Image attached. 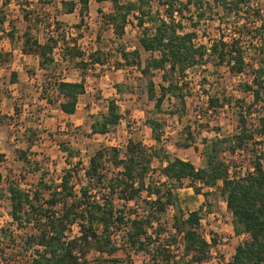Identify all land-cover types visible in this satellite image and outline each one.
<instances>
[{"label":"trees","instance_id":"obj_1","mask_svg":"<svg viewBox=\"0 0 264 264\" xmlns=\"http://www.w3.org/2000/svg\"><path fill=\"white\" fill-rule=\"evenodd\" d=\"M8 1L10 0L5 3ZM78 1L79 3L64 1V9L72 13L80 4L81 21H84V13L89 10L90 0ZM96 1L113 3V10L105 14V18L117 36L124 34L130 16L138 20L137 25L142 28L139 44L144 50L151 52L152 56L143 65L140 48H135L122 50V58L126 64L141 68L142 74L148 79V97L155 102L156 109L162 110L166 99L174 98L180 105L173 106L171 113L182 114L186 108L187 71L210 62L220 66L227 65L233 75L251 71L252 82H246L244 89L252 91L253 104L240 112L238 132L231 136L205 139V166H197L180 157L171 158L161 147H148L131 139L124 156L116 146L98 149L85 168L86 181L80 184L79 189L73 180L75 174L72 168L66 171L58 184L42 180L48 195L42 187L26 190L12 180L7 191L15 228L0 227V259L3 264H124L116 256L120 249L115 238L118 232L123 233L122 241L126 246L133 251L150 255L151 260L144 264H204L209 258L212 244L200 230V209L191 211L187 217L176 214L174 230H171L168 241L164 242L161 238L162 228L155 226L173 203V186L169 182L183 183L186 180L199 194L205 193L206 187L221 185L227 207L233 215L235 232L249 234L248 239L237 246L231 264H264V113L260 114L257 124L250 126L246 114L252 113L254 103L263 99L262 8L256 9L252 0H160L164 12L159 14L153 9L154 0ZM214 2L223 7L226 17L233 12L249 13L254 9L256 14H253L255 17L252 21L260 23L256 26L257 35L251 36L246 21L239 32L230 34V39L227 38L228 34L223 33L209 45L200 43L199 26L203 19L211 16L209 9L213 10ZM185 12L190 14L188 18L193 27L191 30H186L182 20L177 18V13L182 18L187 17ZM221 21L225 23L226 18L222 17ZM7 22L8 13L0 8V30L5 29ZM30 30L24 33L23 50L37 55L42 69L49 71L56 68L54 50L59 40L49 36L45 42H41ZM9 33L13 36V29ZM260 37H263L261 42L258 40ZM72 53L75 58L85 55L77 50ZM100 53V50L91 52V61L103 63ZM2 56L0 52V58ZM77 63L82 68L89 65L82 60ZM256 63L260 64L257 68ZM156 70L161 71L162 82L159 84L154 81ZM16 79L17 73H14V81ZM48 81L46 80V84L52 85ZM54 87L61 98L60 109L68 115L74 114L80 96L86 92L85 79L69 81L61 78L54 82ZM211 101L215 103L213 98ZM121 119L122 113L117 100L110 99L108 111L96 118L92 131L106 134ZM163 123L159 119H148L153 136L159 142L162 141ZM186 131V140L179 142L182 147H190L194 143L191 126H187ZM225 151L251 152L253 160L245 167V172L232 175V164L222 157ZM21 152L20 157L26 158V153ZM155 157L167 162L161 168L165 180L147 183ZM106 162H111L119 170L110 176ZM78 163L81 164V161ZM2 184L3 172L0 168V198L5 195ZM144 192H147V198L143 197ZM116 197L127 202L143 200L146 205L143 213L133 211L137 214L126 216L123 209L116 206ZM75 226L78 227L77 233H74ZM150 228L154 230L150 232ZM179 237L183 238L178 248L182 249L181 256L175 254L172 248L179 244ZM9 251L13 252L10 258ZM90 254L94 255L93 259ZM22 259L23 263L20 262Z\"/></svg>","mask_w":264,"mask_h":264},{"label":"rangeland","instance_id":"obj_2","mask_svg":"<svg viewBox=\"0 0 264 264\" xmlns=\"http://www.w3.org/2000/svg\"><path fill=\"white\" fill-rule=\"evenodd\" d=\"M64 1L79 3L78 0H10L7 3L6 0H0V8L8 13L9 18L5 29L0 30V52L3 54L0 58V168L5 192L0 198V227L15 228L7 191L12 180L26 190L42 187L48 195L42 180L58 184L66 171L72 168L75 174L73 180L79 189L80 184L86 181L85 168L98 149L116 146L124 156L131 139L148 147H161L171 158L180 157L197 166H205V139L231 136L238 132L240 112L245 111L254 101L252 91L244 89L246 82H252L251 71L233 75L227 65L220 66L210 62L187 71L186 108L182 114L171 113L173 106L180 105L174 98L166 99L162 110L156 109L155 102L148 97V79L142 74L141 68L126 64L122 58V50L135 48H140L143 65L152 56L151 52L144 50L139 44L142 28L137 25L138 20L130 16L124 34L117 36L105 18V14L114 8L112 2L90 0L89 10L84 13V21H81L80 4L74 12L69 13L64 9ZM252 3L256 9L262 8L264 14V0H252ZM213 4V10L209 9L211 16L203 19L199 26L200 43L209 45L223 33L228 34L227 38L230 39V34L239 32L246 21L251 36L257 35L256 26L260 23L252 21L255 17L253 14H256L254 9L249 13L233 12L226 17L223 7L215 5V2ZM152 6L159 14L164 12L160 0H154ZM185 14L187 17L182 18L177 13V18L182 20L186 30H191L193 27L188 18L190 14ZM222 17L226 18L225 23H222ZM149 25L152 27L150 23ZM12 29L13 36L9 33ZM28 29L41 42H45L49 36L59 40L54 50L56 68L49 71L42 69L38 56L23 50V36ZM258 40L263 41V37ZM76 50L85 53L84 57L75 58L72 52ZM95 50L101 51L99 55L103 63L91 61L90 54ZM81 60L89 65L86 68L79 67L77 62ZM259 65L256 63V68ZM14 73H17L15 81ZM61 78L69 81L85 79L86 92L80 96L77 110L71 115L64 113L59 107L61 98L54 82ZM46 80L52 82V85H47ZM154 81L158 84L162 82L161 71H155ZM212 98L215 103L211 101ZM110 99H116L120 106L121 122L106 134L94 133L92 124L97 117L108 111ZM254 104L252 113L246 112L249 126L257 124L260 114L264 113V91L263 99ZM149 118L164 122L161 142L154 138L148 124ZM187 126L192 128L194 143L190 147H182L179 142L186 140ZM63 146L70 149L66 150ZM21 151L26 153V158L20 157ZM222 157L232 164V175L245 172V167L253 160L251 152L246 151H225ZM166 163L157 157L153 159L147 183L165 180L161 168ZM106 164L110 176L119 170L111 162ZM169 184L173 186V203L162 214L159 224L155 223L156 227L162 228L161 238L164 242L170 239L169 234L174 230L176 214L187 217L191 211L198 209L201 210V216L207 218L215 211L224 214L223 230L233 231L236 235L233 215L229 214V209L226 210V196L221 191V185L206 187L205 193L199 194L188 185V180ZM143 197H148L147 192H144ZM115 202L126 216L131 213L142 214L146 206L143 200L127 202L116 197ZM209 219L216 223V219ZM200 228L201 232L206 230L203 225ZM153 230L154 228H150V232ZM77 232L78 227L75 226L74 233ZM122 235V232L115 234L120 248L116 256L121 262L144 264L151 260L147 253L136 252L126 246ZM230 237L229 246H224L223 251H219L218 256L224 261L234 253V244L242 243L248 239L249 234L240 236L241 239L236 237V240H232L233 234ZM177 241L179 244L172 248L175 254L181 256L182 249L178 248L183 238L179 237ZM216 244L217 238L213 246ZM12 254L9 251L8 257ZM89 256L94 258L93 254ZM210 256L209 254V258ZM23 261L24 259L20 262ZM0 264H3L1 259ZM209 264H216V261L210 260Z\"/></svg>","mask_w":264,"mask_h":264},{"label":"built area","instance_id":"obj_3","mask_svg":"<svg viewBox=\"0 0 264 264\" xmlns=\"http://www.w3.org/2000/svg\"><path fill=\"white\" fill-rule=\"evenodd\" d=\"M208 217L209 218L212 217L213 219H216V223H213L212 220L207 218L206 216L202 217L200 220L201 226L203 225L206 227V230L202 232V235L207 239L209 243L212 244L211 252H210L211 256L209 260H207L204 264H209L210 260L216 261V264H231L236 250H234V253L230 256V258H227L225 261L222 260L218 255H219V251H223L224 246L226 247L229 246L231 240L230 236H232V234L234 235L235 233L233 231L226 232L223 230L224 214L215 211V212H211ZM216 238H217V244L216 246H213Z\"/></svg>","mask_w":264,"mask_h":264},{"label":"crops","instance_id":"obj_4","mask_svg":"<svg viewBox=\"0 0 264 264\" xmlns=\"http://www.w3.org/2000/svg\"><path fill=\"white\" fill-rule=\"evenodd\" d=\"M225 207H226V210H227V209H228V207H227V201L225 202ZM229 214L232 215L231 212H229ZM242 235H244V233H243ZM242 235L236 233V235L234 234V239H232V240H236V239H237L236 237L240 238V236H242ZM240 239H241V238H240ZM239 244H240V243L234 244V247H235L234 250H236V248H237V246H238Z\"/></svg>","mask_w":264,"mask_h":264}]
</instances>
